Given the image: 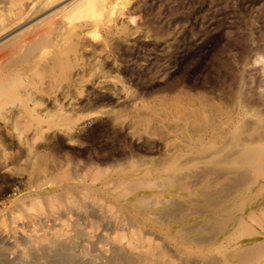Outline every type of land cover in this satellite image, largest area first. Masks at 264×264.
Wrapping results in <instances>:
<instances>
[{"label": "rangeland", "instance_id": "rangeland-1", "mask_svg": "<svg viewBox=\"0 0 264 264\" xmlns=\"http://www.w3.org/2000/svg\"><path fill=\"white\" fill-rule=\"evenodd\" d=\"M114 1L100 22L74 21L51 73L14 90L6 106L28 94L34 116L22 105L0 116V264H264V176L245 180L229 156L240 135L264 143V0ZM64 175L82 192L66 196ZM51 187L63 195L55 207ZM33 232L47 233L36 246Z\"/></svg>", "mask_w": 264, "mask_h": 264}, {"label": "bare ground", "instance_id": "bare-ground-1", "mask_svg": "<svg viewBox=\"0 0 264 264\" xmlns=\"http://www.w3.org/2000/svg\"><path fill=\"white\" fill-rule=\"evenodd\" d=\"M113 1L114 0H0V116H3L4 118L7 117L8 115L10 116L12 113L15 115V111L19 112V113H22L20 111V105H22L26 110H23V112L27 115H32L34 116V112L32 111V109L26 107L27 105V100L29 99L28 98V94H20L21 97L20 99H22L19 103V105H16L17 107L16 108H13V106H6L8 100L10 97H12L13 95H15V93L20 89L19 88V85L23 84V83H26L25 81L29 78H32L33 79V76L36 75V74H40L41 72H47V73H51L55 67H57L58 63L60 61H62L61 59V56H63V54L65 53V43L68 39V34L70 33V31L72 30L73 31V28H74V21L77 20V19H83L84 17L85 18H88V19H91L95 21H99L100 18L98 17L100 13L102 12H105V10L108 9L109 13L110 11H112L115 6L113 5ZM117 1V0H116ZM127 1V0H126ZM115 2V1H114ZM124 2V1H123ZM129 3V1H128ZM123 7V6H122ZM118 10H120L118 8ZM117 10V11H118ZM128 12V11H127ZM108 13V12H106ZM105 13V14H106ZM119 13V12H118ZM116 14V13H115ZM106 17V16H105ZM133 18V17H132ZM131 18V19H132ZM87 19V20H88ZM99 19V20H98ZM100 22V21H99ZM114 22V21H113ZM75 28H77L75 26ZM92 30V29H91ZM71 31V32H72ZM75 32V31H74ZM77 32V31H76ZM88 32V31H87ZM78 33V32H77ZM80 33V32H79ZM91 33V32H90ZM99 34V33H98ZM72 35V34H71ZM97 35V33H96ZM234 36V35H233ZM240 36V35H239ZM69 37H70V34H69ZM241 40V39H240ZM71 41V40H70ZM96 66V65H95ZM26 77V78H25ZM48 77V76H46ZM108 77V76H107ZM38 79V77H36ZM40 78V76H39ZM117 80V79H116ZM34 81V79H33ZM38 81V80H37ZM29 82V81H28ZM27 82V83H28ZM32 83V81H31ZM29 84V83H28ZM24 85V84H23ZM26 85V84H25ZM22 87V86H21ZM29 87V85H28ZM17 88H19L18 90H16ZM29 89V88H28ZM27 89V90H28ZM16 90V92L14 91ZM28 92V91H27ZM26 92V93H27ZM22 93V92H21ZM31 94V92H30ZM18 95V96H20ZM17 96V95H16ZM14 98V97H13ZM18 98V97H17ZM24 98V99H23ZM16 99V98H15ZM262 99H263V96H262ZM19 100V99H18ZM16 101V100H15ZM29 102V101H28ZM36 102V101H35ZM34 102V103H35ZM37 104V102H36ZM30 105V104H29ZM66 112V111H65ZM23 113V114H24ZM48 113V112H47ZM49 114V113H48ZM53 114V113H52ZM13 115V116H14ZM42 115V114H41ZM55 114L51 115V116H54ZM12 116V117H13ZM38 116V115H36ZM35 116V117H36ZM48 116V115H47ZM18 117V116H17ZM45 117V116H44ZM9 118V117H8ZM34 118V117H33ZM41 118V117H40ZM56 118V117H55ZM39 119V118H38ZM170 119V118H169ZM26 120V119H25ZM37 121V119H36ZM193 121V120H192ZM54 122V121H53ZM249 123V122H248ZM251 123V122H250ZM12 126V125H11ZM232 126V125H231ZM247 126V125H246ZM13 128H14V125H13ZM248 128V127H246ZM245 128V130H247ZM250 128V127H249ZM236 129V128H235ZM239 129V128H238ZM253 129V128H252ZM244 131V130H243ZM249 131V130H248ZM254 131H257V130H254ZM252 132V131H250ZM246 134V133H245ZM253 134V133H251ZM255 135V134H254ZM256 136V135H255ZM253 136V137H255ZM180 137V136H179ZM257 137V136H256ZM237 142L235 143L236 144V148L232 150V154L229 155L231 156L230 157V160L232 161L231 163H235L236 165L240 166L241 168H243L242 170H244L245 168V172L238 169V172L241 173V176L242 178H245L246 179H249V177L246 178V172H250V174H248V176H251L250 178H252L251 180V183L255 180H258L260 179L262 176H264V143H262V140H260V142L258 141L257 143H254L253 139H250L249 135H240L237 137ZM225 141V140H224ZM200 146V145H199ZM188 147V146H187ZM194 151V150H193ZM187 153V152H186ZM198 156V155H197ZM228 155H226V157H229ZM189 157V156H188ZM199 157V156H198ZM168 158V157H167ZM177 159V158H176ZM188 159V158H187ZM192 159V157H191ZM229 159V158H228ZM227 160V158H226ZM195 161V160H194ZM193 161V162H194ZM197 161V160H196ZM139 162V161H138ZM174 161L171 162V165L173 164ZM176 162V160H175ZM174 162V163H175ZM133 163V161H132ZM131 165H135V164H132ZM170 163V162H169ZM230 163V164H231ZM168 164V163H167ZM191 164V163H190ZM190 164H186L187 166L190 165ZM195 164V163H194ZM194 164H192L191 166H193ZM170 165V164H169ZM197 165V164H196ZM195 165V166H196ZM121 166V165H120ZM143 166V165H142ZM167 165H165L166 167ZM180 166V165H179ZM118 167V166H117ZM135 166H133L134 168ZM140 167V165L138 166ZM172 167V166H171ZM174 167V166H173ZM194 167V166H193ZM178 168V166H177ZM185 168H188V167H185ZM37 169V168H35ZM97 169V168H96ZM120 169V167H119ZM123 168H121L122 170ZM138 169V168H137ZM168 169V168H167ZM179 169V168H178ZM216 169V168H215ZM219 171L222 169L220 168H217ZM124 170V169H123ZM130 170V168H129ZM134 170V169H133ZM140 170V169H139ZM147 170V169H145ZM166 170V169H165ZM169 170L170 167H169ZM191 170V168H190ZM206 170V169H205ZM223 170V169H222ZM233 170V169H232ZM100 171V170H99ZM111 171V170H110ZM126 171H128L126 169ZM137 171V170H136ZM164 171V170H163ZM167 171V170H166ZM196 171V170H195ZM198 171V170H197ZM212 171L211 169L208 170V172ZM216 171V170H215ZM219 171H216L215 173H219ZM231 171V170H230ZM235 171V170H234ZM53 172V171H52ZM102 172V170H101ZM112 172H115V171H112ZM142 172V171H141ZM165 172V171H164ZM200 172V171H199ZM207 172V171H206ZM221 172V171H220ZM224 174H226L225 172L226 171H223ZM221 172V174L223 173ZM229 173V170L227 171ZM236 172V171H235ZM149 173V172H148ZM154 173V172H152ZM201 173V172H200ZM205 173L202 172V174ZM212 173V172H210ZM209 173V174H210ZM227 173V174H228ZM232 173V172H231ZM240 173H238V177L237 179L240 180L241 177L240 176ZM49 174V173H48ZM48 174L46 176H48ZM81 174V173H80ZM103 172L100 174L102 175ZM111 174V173H110ZM115 174V173H114ZM151 174V172L149 173ZM208 173H205L204 175L202 176H208L209 175ZM220 174V173H219ZM219 174H215V176L217 177ZM223 174V175H224ZM37 175V174H35ZM53 175V174H52ZM56 175V174H55ZM113 175V174H111ZM139 175V174H137ZM146 175V174H145ZM152 175V174H151ZM182 175V174H181ZM191 175V174H190ZM189 175V176H190ZM196 175V173H195ZM199 175V173L197 174ZM196 175V176H197ZM214 175V173H213ZM43 177V175H41ZM97 174H94V177H96ZM120 176L122 179H128V178H132L134 179L136 177V173L135 172H132L131 174L125 172V171H120ZM169 175H167V179H169L170 177H168ZM194 176V174H193ZM205 176V177H206ZM213 176V177H215ZM220 176V175H219ZM218 176L219 179H221L220 177ZM245 176V177H243ZM106 177V180L107 176ZM104 177V178H105ZM152 177V176H151ZM179 177V176H178ZM182 177H186L185 174L184 176L182 175ZM209 177V176H208ZM207 177V179H209ZM212 177V179H213ZM230 177V176H228ZM227 177V178H228ZM36 178V176H35ZM34 178V179H35ZM54 178V177H53ZM143 178V177H142ZM158 178V177H157ZM161 177H159L158 182L162 181L161 179H163L164 177L162 176V178L160 179ZM165 178V180H166ZM173 179V177H171ZM177 178V177H176ZM181 178V177H180ZM211 178V177H210ZM39 179V178H38ZM41 179V178H40ZM56 179V178H55ZM54 179V180H55ZM145 179V178H144ZM148 179V178H146ZM171 179V180H172ZM179 179V178H178ZM177 179V180H178ZM232 179V178H231ZM236 178H234L233 182H237L235 181ZM42 180V179H41ZM76 180V179H75ZM113 180V179H112ZM136 180V179H135ZM141 180V179H140ZM138 180L139 182L135 183L132 182L130 188L128 186L129 189H131L132 191H135L136 190V187L139 186L138 184L140 183L141 184V181ZM152 180V179H151ZM163 179V181H165ZM175 180V181H177ZM199 180V179H198ZM243 182H244V179H242ZM38 181V180H37ZM40 181V180H39ZM51 181V180H50ZM59 181V180H57ZM79 181V180H78ZM97 181V180H96ZM132 181V180H131ZM149 181V180H148ZM153 181V180H152ZM162 181V182H163ZM170 181V179H169ZM168 181V182H169ZM190 180H186V182H188ZM192 181H194V179H192ZM192 181H190L189 183H191ZM197 181V180H196ZM202 181V180H201ZM200 181V182H201ZM241 181V180H240ZM249 181V180H247ZM42 182V181H41ZM54 182V181H53ZM60 182L63 184V192L66 196H71L73 193L77 194L78 192H82L80 191V189L82 190V188L79 186V184H73L72 182H70V180L64 175L62 176V178L60 179ZM83 182V181H82ZM125 182V181H124ZM151 183V181H149ZM157 182V183H158ZM173 182L174 184L176 182L174 181H171ZM170 182V183H171ZM232 182V183H233ZM49 183V182H48ZM47 183V184H48ZM51 183V182H50ZM104 183V182H103ZM102 183V184H103ZM113 183V182H112ZM112 183L110 185H112ZM119 183V182H118ZM126 184H128V182H125ZM142 183L143 184H147V180H145V183L143 182L142 180ZM156 183V181L154 182ZM165 184V182H163ZM167 183V182H166ZM199 183V182H198ZM240 183V182H238ZM245 183V182H244ZM57 184V183H56ZM115 184V183H114ZM117 184V183H116ZM162 184V183H161ZM169 183H167V185L165 184L164 187L168 186ZM172 184V185H174ZM196 184V183H195ZM222 184V183H221ZM241 184V183H240ZM243 184V183H242ZM246 184V183H245ZM54 185V184H53ZM84 185V184H83ZM88 185V183H87ZM97 185V184H96ZM106 185H109L106 184ZM120 185H122L120 183ZM142 185V184H141ZM151 185V184H149ZM171 185V184H170ZM181 185V184H180ZM249 185V184H248ZM246 185V186H248ZM261 185V184H260ZM37 186V185H36ZM41 186V184H40ZM39 186V187H40ZM43 186V185H42ZM52 186V185H51ZM57 186V185H56ZM59 186V185H58ZM86 187V185H84ZM98 186V185H97ZM114 187V185H112ZM111 186V187H112ZM117 186V185H116ZM115 186V187H116ZM119 186V185H118ZM123 186V185H122ZM125 186V185H124ZM127 186V185H126ZM125 186V187H126ZM154 186V185H152ZM158 186V185H157ZM155 186V187H157ZM162 186V185H161ZM186 186V183L185 185ZM192 186V185H191ZM230 186L231 183H230ZM236 186V185H235ZM239 186V184H238ZM120 187V186H119ZM143 187V186H142ZM151 187V186H150ZM165 187V188H166ZM182 187V186H181ZM187 187V186H186ZM35 188V187H34ZM88 189H91V188H94L92 186H89L87 187ZM110 188V187H108ZM122 188V187H121ZM149 188V187H148ZM161 188V187H160ZM190 188V186L188 187ZM220 188V187H218ZM218 188L217 190L215 189V191H218ZM231 188H234L231 187ZM229 188L232 192V189ZM237 188V187H236ZM59 189V188H58ZM120 189V188H119ZM127 189V187H126ZM223 189V188H221ZM235 189V188H234ZM233 189V190H234ZM244 189V188H243ZM113 190V189H112ZM117 190V188H116ZM115 190V191H116ZM130 190V191H131ZM157 190V189H156ZM168 190V189H167ZM220 190V189H219ZM242 190V189H241ZM114 191V190H113ZM124 191V190H123ZM127 192L129 190H126ZM125 191V192H126ZM129 191V192H130ZM227 193H228V190H226ZM161 192V191H160ZM214 192H210L209 194H213ZM42 193V192H41ZM114 193V192H112ZM124 193V192H123ZM122 193V194H123ZM152 193V192H151ZM167 193V192H166ZM187 193H189V191H187ZM255 193V192H254ZM29 194V193H28ZM47 198H48V202L50 204L51 207H55L56 205H58L60 202H61V198L63 197V195H61L60 193H58L57 189H55V187H51L50 189H47V193H45ZM107 194V193H106ZM109 194V193H108ZM119 194V193H118ZM121 194V193H120ZM119 194V195H120ZM171 194V193H170ZM223 194V192H222ZM221 194V196H222ZM225 195L223 196H226V192H224ZM83 195V194H82ZM126 195V194H124ZM189 195V194H188ZM191 195V194H190ZM189 195V197H190ZM204 195V194H203ZM208 195V194H207ZM256 195V194H255ZM110 196V194H109ZM115 196V195H114ZM117 196V195H116ZM123 196V195H122ZM170 196V195H169ZM220 196V195H219ZM222 196V197H223ZM86 197V196H84ZM90 197V196H89ZM125 197V196H124ZM156 197V196H155ZM22 198V197H21ZM67 198V197H66ZM87 198V197H86ZM84 198V199H86ZM119 198V197H117ZM143 198V197H142ZM147 198V197H146ZM152 198V197H151ZM150 199H144V203H145V200L146 201H149L151 202ZM154 198V197H153ZM36 199V198H35ZM94 199V198H93ZM162 199V198H161ZM160 199V200H161ZM194 199V198H193ZM71 200V199H70ZM124 200V199H123ZM122 200V201H123ZM166 200V199H165ZM192 200V199H191ZM196 199H194L195 201ZM214 200V199H213ZM211 200V202L213 201ZM216 200V199H215ZM214 200V201H215ZM224 200V199H222ZM21 200H19L20 202ZM73 200H71L72 202ZM75 201V200H74ZM101 201V200H100ZM100 201H99V205H100ZM119 201H120V198H119ZM153 201V200H152ZM157 201V200H156ZM154 201V205H155V202ZM219 201V200H218ZM216 200V203L218 204V202ZM116 202V201H115ZM160 202V201H158ZM166 202V201H165ZM197 202H200V201H197ZM40 202H38V200L36 199L34 201V206L35 207H40ZM103 203V202H102ZM139 203V207L141 206L140 205V199L139 198H136L135 200H133V202H131L130 204L133 206H136V204ZM157 203V202H156ZM30 204V202H29ZM71 204V203H70ZM125 204V203H124ZM142 204V203H141ZM146 205H149L150 203H145ZM211 204V203H210ZM209 204V205H210ZM213 204H215V202H213ZM220 204V203H219ZM218 204V205H219ZM152 205V204H150ZM149 205V206H150ZM186 205L185 204V208H186ZM96 206V205H95ZM102 206V204L100 205ZM113 206V205H112ZM189 206V205H188ZM217 206V205H216ZM31 206H29L30 208ZM79 207V206H78ZM109 207V206H108ZM129 207V206H128ZM138 207V206H136ZM142 207V206H141ZM144 207V206H143ZM221 208L225 207V204H221L220 205ZM219 207V208H220ZM28 208V209H29ZM32 208V207H31ZM34 208V207H33ZM43 208V207H42ZM65 208V207H64ZM74 208V207H73ZM132 208V207H130ZM129 208V209H130ZM189 208V207H188ZM191 208H193V206H191ZM41 209V208H40ZM53 209V208H52ZM109 209V208H108ZM112 210V208H110ZM207 209V208H206ZM34 210V209H33ZM43 210V209H41ZM132 210V209H131ZM134 210V209H133ZM137 210V209H136ZM177 210V209H176ZM186 210V209H185ZM189 210V209H188ZM210 210V209H209ZM35 211V210H34ZM211 211V210H210ZM225 211V210H224ZM38 212V211H36ZM137 212V211H136ZM152 212V211H150ZM175 212V211H174ZM200 212V211H199ZM264 212V210H263ZM57 213V212H56ZM111 213V212H110ZM153 213V212H152ZM162 213V212H161ZM195 213V212H194ZM43 214V213H42ZM140 214V213H139ZM154 214V213H153ZM187 214V213H186ZM189 214V213H188ZM141 215V214H140ZM220 215V214H219ZM145 216V215H144ZM211 216V215H210ZM108 217V216H107ZM146 217V216H145ZM148 217V216H147ZM151 217V216H150ZM149 217V218H150ZM175 217V216H174ZM209 217V216H208ZM213 217V216H212ZM212 217H209V218H212ZM106 218V217H105ZM144 219V218H143ZM175 219V218H174ZM182 219V218H181ZM226 219V218H225ZM224 219V220H225ZM239 219V218H238ZM216 220V219H215ZM218 220V219H217ZM145 221V220H143ZM172 221V219H171ZM199 221V220H197ZM203 221V220H202ZM201 222V221H200ZM237 222V221H236ZM76 223V222H75ZM145 223V222H144ZM207 223V222H206ZM223 223V222H222ZM77 224V223H76ZM75 224V225H76ZM79 224V223H78ZM157 224V223H156ZM175 224V223H174ZM194 226H195V223H193ZM173 225V224H171ZM176 225V224H175ZM189 225V224H188ZM204 225V224H202ZM220 224L218 225H215V230L216 229V226L217 228H219ZM190 226H192V224H190ZM190 226H189V229H190ZM200 226V225H199ZM209 229L211 230V224L209 225ZM207 226V227H208ZM213 226V225H212ZM75 227V226H74ZM138 227V226H137ZM136 227V228H137ZM185 227V226H184ZM187 227V226H186ZM206 227V229H208ZM78 228V227H77ZM179 227H177L178 229ZM195 227H193L194 229ZM76 229V228H75ZM186 229V228H185ZM188 229V228H187ZM192 229V227H191ZM63 230V229H62ZM78 230L80 231V229L78 228ZM138 229H136L137 231ZM209 230V231H210ZM231 230V229H230ZM182 231V230H181ZM186 231V230H185ZM184 231V232H185ZM190 231V230H187V232ZM208 231V233H209ZM212 231V230H211ZM35 232V231H34ZM29 235L27 237V240H28V243L29 245L31 246H36L37 244H39L41 242V240L45 237H46V234L44 236H41L39 235L38 233H34ZM88 232V231H87ZM178 232V231H177ZM180 232V231H179ZM178 232V233H179ZM207 232V231H206ZM217 232V231H216ZM52 233V232H51ZM132 233V231H131ZM140 236V232H138ZM229 233V232H227ZM50 235V233H48ZM53 235L50 236V242H55L57 239L60 238V233L58 232H53L52 233ZM80 234V233H79ZM136 234V233H135ZM171 234V233H170ZM181 235L183 233H180ZM212 234L211 232L209 233V235ZM215 234V232H214ZM256 234V233H255ZM131 235V234H130ZM134 235V233H133ZM167 235V234H166ZM216 235V234H215ZM215 235H212V236H215ZM224 235V234H223ZM122 237V235H120ZM137 236V237H138ZM201 236V235H200ZM206 236H208V234H206ZM209 237V239L213 238V237ZM262 236V235H261ZM49 237V236H48ZM47 237V238H48ZM177 237V236H175ZM180 237V236H179ZM246 237V236H245ZM24 238V237H23ZM119 238V237H118ZM133 238V237H132ZM181 238V237H180ZM241 238V237H240ZM139 240V237L137 238ZM142 239V238H141ZM183 239V238H182ZM191 239H193L191 237ZM197 239V238H196ZM203 239V236L202 238ZM208 239V237H207ZM48 240V239H47ZM60 240V239H59ZM143 240V239H142ZM181 240V239H179ZM262 240V239H261ZM58 241V240H57ZM56 241V242H57ZM117 241V240H116ZM122 241V240H121ZM131 241V240H130ZM133 241H136L134 240L133 238ZM192 241V240H191ZM190 241V242H191ZM207 241V240H206ZM118 242V241H117ZM140 242V241H139ZM201 242V241H200ZM203 242V241H202ZM223 242V241H222ZM257 242H260V241H257ZM257 242H254V243H257ZM262 242H264L262 240ZM27 243V244H28ZM141 243V242H140ZM146 243V242H145ZM148 243V242H147ZM146 243V244H147ZM173 243V242H172ZM176 243V241H175ZM244 243V242H243ZM137 245V241L135 243ZM150 244V242H149ZM148 244V245H149ZM184 244V243H183ZM262 243H258V244H255L256 247L258 248V245L259 246H262L260 245ZM134 245V244H133ZM158 245V244H157ZM177 245V244H176ZM215 245V244H214ZM231 245V244H230ZM248 245V244H247ZM250 245V244H249ZM264 245V244H263ZM120 246H123V244H121ZM151 246V244H150ZM187 246V245H186ZM223 246V245H222ZM222 246H221V250H222ZM229 246V245H228ZM119 247V245H118ZM131 247V246H130ZM129 247V248H130ZM134 247H136L135 245L132 247L134 249ZM142 247V245H141ZM141 247H138V248H141ZM156 249L154 250V252L159 248V246H155ZM182 247V246H181ZM212 246H210V249H211ZM226 247V246H224ZM223 247V248H224ZM235 247V246H234ZM247 247V246H246ZM25 248V247H24ZM34 248V247H33ZM36 248V247H35ZM123 248V247H122ZM152 249V247H150ZM180 248V247H179ZM177 248V249H179ZM189 249L191 247H188ZM231 248V246H230ZM250 248V247H249ZM248 248V249H249ZM252 248V247H251ZM260 248V247H259ZM262 248V247H261ZM28 249V248H27ZM125 249V248H124ZM182 249V248H181ZM184 249V248H183ZM193 250V248H191ZM216 248H214L213 250H215ZM227 249L229 248H224L225 251H227ZM245 249V248H244ZM254 249V247H253ZM253 249H250L251 252L250 255H252L251 253L254 251ZM26 250V249H25ZM119 250V248L117 249ZM131 250V249H130ZM135 250V249H134ZM145 249H143V252H144ZM159 250V249H158ZM219 250V248H218ZM253 250V251H252ZM259 250V249H258ZM262 250V249H261ZM264 250V248H263ZM137 253H139L140 250L137 249L136 247V250ZM150 252V250H148ZM153 251V250H152ZM185 251V250H184ZM241 251V250H239ZM256 251V250H255ZM254 251V253H256ZM159 252V251H158ZM218 252V251H217ZM242 252V251H241ZM245 252L247 253V251L245 250ZM245 252H243L244 255ZM264 252V251H262ZM261 252V253H262ZM28 253V252H27ZM26 253V254H27ZM132 253V252H131ZM142 253V251H140V254ZM219 253L222 254V252L220 251ZM224 253V251H223ZM127 254V253H126ZM144 254V255H143ZM142 255L145 257L148 256V252H145L143 253ZM154 253H150V256L149 258L148 257H145V262H147L148 260H150L151 258V255H153ZM181 254V253H180ZM183 254V252H182ZM190 254V253H189ZM240 254V253H239ZM258 254V253H257ZM263 254V253H262ZM142 255H139V256H142ZM177 255V254H176ZM233 255V254H232ZM143 256L141 258H143ZM235 256V254H234ZM258 256V255H257ZM260 256V254H259ZM262 256V255H261ZM153 257V256H152ZM164 256L162 255V258ZM223 257V256H222ZM256 257V256H254ZM159 258V257H158ZM218 258V257H217ZM221 258V257H220ZM224 258V257H223ZM244 258V257H243ZM250 260H251V257H249ZM258 258V257H257ZM261 258V257H260ZM152 259V258H151ZM154 259V258H153ZM263 259V258H262ZM138 260V258H137ZM155 260V259H154ZM184 260V259H183ZM247 260V259H246ZM140 261V259H139ZM142 261V260H141ZM152 261V260H151ZM150 261V262H151ZM239 261V260H238ZM242 261V260H241ZM149 262V261H148ZM197 262V261H196ZM218 262V261H217ZM223 262V261H222ZM240 262V261H239ZM257 262V260H256ZM157 264V261L155 262ZM228 263V261H227ZM151 264V263H150ZM154 264V263H153ZM160 264V263H159ZM162 264V263H161ZM230 264V263H228Z\"/></svg>", "mask_w": 264, "mask_h": 264}]
</instances>
